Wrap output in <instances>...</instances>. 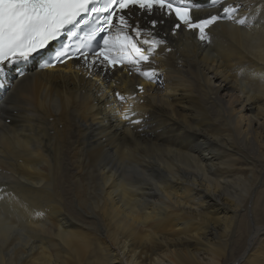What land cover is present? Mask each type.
<instances>
[{
  "label": "bare ground",
  "instance_id": "obj_1",
  "mask_svg": "<svg viewBox=\"0 0 264 264\" xmlns=\"http://www.w3.org/2000/svg\"><path fill=\"white\" fill-rule=\"evenodd\" d=\"M227 3L252 26L157 25V84L3 73L0 264H264V0Z\"/></svg>",
  "mask_w": 264,
  "mask_h": 264
},
{
  "label": "snow or ice",
  "instance_id": "obj_2",
  "mask_svg": "<svg viewBox=\"0 0 264 264\" xmlns=\"http://www.w3.org/2000/svg\"><path fill=\"white\" fill-rule=\"evenodd\" d=\"M210 3L213 8L222 6V12L195 18L191 0H0V74L8 66L47 54L43 68L66 67L69 61H77V66L84 67L90 76L100 65L105 69L128 66L151 78L155 71H142L140 66L149 61L157 46L166 43L154 34L157 25L166 19L171 20L174 35L178 30H187L202 42L210 38L207 29L225 20L252 26L249 13L237 18L241 4L225 5V0ZM134 13L145 18L155 16L147 20L151 28L133 23ZM61 37L73 43L64 42L48 52L52 42ZM97 37H101L98 44L94 43ZM18 75L23 77L25 73L20 71ZM116 95L123 99L119 93Z\"/></svg>",
  "mask_w": 264,
  "mask_h": 264
}]
</instances>
